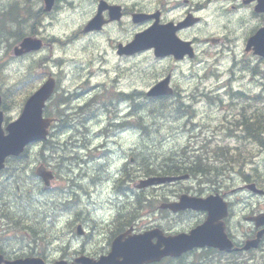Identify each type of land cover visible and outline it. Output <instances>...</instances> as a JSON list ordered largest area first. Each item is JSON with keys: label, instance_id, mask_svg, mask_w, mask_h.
I'll list each match as a JSON object with an SVG mask.
<instances>
[{"label": "rangeland", "instance_id": "1", "mask_svg": "<svg viewBox=\"0 0 264 264\" xmlns=\"http://www.w3.org/2000/svg\"><path fill=\"white\" fill-rule=\"evenodd\" d=\"M13 1L15 0H0V18L2 21H5L4 17L11 18V22L8 20L5 23H0V91L12 87L15 79L23 77L28 71L35 78H40L43 73L49 71L58 76L61 89L65 88L63 94L70 101L76 100L78 102L76 105H84L94 93L101 90L99 86L92 90L95 84L109 81L106 85L109 86L110 81L116 82L117 77L111 79L115 75L116 68L122 65L123 69L118 76V83L122 92L129 95L123 99L119 97L120 101L112 100L114 109L111 117L107 118L99 113L95 118L94 113H83L69 119L67 124L81 126V128L89 130V134L92 136L95 131L104 128L105 125L109 126L111 143L108 145L110 147H108L109 155L104 158L109 164L107 169L113 168L115 158L123 153L121 157H123V161L127 162L121 167L124 168L126 174L124 187L130 190V192L128 190L129 201L127 198L122 201L124 198L117 195L118 182L114 180L113 183V180H109L101 181L98 184L96 179L101 176V172L95 171L92 167L87 169L94 160L91 163H86L84 159L82 162L81 158L76 157V150L72 144L73 138H71V144L65 148L64 140L76 137L77 134H72L71 128L59 130V124H53L47 138V141L51 142L50 148L47 149L44 142L30 144L25 162L14 163L17 167L15 174L10 178H7L5 174L0 176L1 181L5 180L3 184H0V200L12 199L13 204L9 214L11 213L15 217L13 222L17 225L30 227L31 230L28 231L30 234H26V230L20 227H14L16 232L0 227L1 234L6 232L15 240L14 246L17 247L21 243L27 244L32 236L40 239L44 237L46 240L44 242L37 240L33 249L43 252L47 264H54L58 258L72 261L80 253L89 255L85 251L92 252L103 249L107 241L104 239V234L101 233L102 230L99 232L98 230L106 226L102 220L110 221L111 215L113 216L118 209V207L116 209L109 208L108 202L115 201L118 206L123 207L139 206L142 208V214L145 215L144 222L149 221L152 213L147 209L148 204L144 202L145 193L135 192L133 187L140 181V178H143L142 176L147 173L148 169L161 168L162 163L169 162L168 159L173 154L179 160L186 157L189 160H194L195 158L191 154L196 153L200 157L199 162L207 161L208 164H215L218 170L214 166L204 177L201 176L198 179L191 177L160 188L199 190L203 187L202 180L208 179L209 175H212L211 182L216 184L219 180L220 183H223L224 189L231 196L236 212L251 204L248 193L238 190L242 185L240 173L242 171L250 173L253 167L252 159L255 157L264 159V152L249 140H238L239 149L230 148V152H226L229 146L236 145V139L233 132L229 137L228 132H224V130H227L232 121L237 118L235 115L240 112L243 105H250L253 90L258 92V95H264V90L261 91L262 88L264 89V63L258 64L255 69L256 72L263 73L252 74L249 69L248 56L239 51L235 55L238 59L235 63L232 62V57L223 54L219 63L214 65H212L210 57L205 67L199 69L192 68V64H189V67H175L173 68L175 83L184 93L195 82L199 86L215 88L216 94L182 103L148 100L142 94L136 93L144 86L145 70V83L148 84L147 78L150 77V75L147 76L148 72H151L152 76L153 73H156L154 69H167L171 67L170 65L152 64L151 59L145 61L141 58L130 62L127 60L118 62L109 52L104 54L103 51H100L103 55L96 58L94 55L99 53L94 49L97 46L99 49L101 48V38H103L101 34L84 36V40L80 39L79 41H75L71 36L77 26L88 16L89 13L85 9L91 6L95 0H79L76 5L71 3L61 5L62 1L68 2L69 0H59L58 7L48 16H44L38 9L39 5H42V0H18L20 4ZM75 9L83 10L78 12ZM17 13H19V17ZM24 13L25 18H22ZM8 29L11 35H14L15 31L18 33V30H41L49 39L45 42L44 49L38 53L16 58L11 52L14 37L9 35L8 38H5ZM56 40H61L63 43L59 44ZM88 72H92V76L87 77ZM228 83L231 85L229 86ZM26 86L28 90H33L30 82H27ZM238 88L243 89L245 97L240 98L238 102H233L231 106H229L230 103L225 105V110H221L217 97L219 93L216 89L220 91L221 95L226 93L230 99V94L237 91ZM56 93L59 94L60 91L57 89ZM56 93L55 95H57ZM227 96H224L226 103ZM12 97V104L9 97L8 105L11 104V106H7L6 110V114L11 119L18 115L21 106L18 104V97ZM257 104L259 107H264L263 101L257 100ZM179 105L181 107L178 109ZM45 112L50 113L49 116L52 117L56 115V107L52 105V99ZM223 117L231 122L222 124ZM122 120H124V126L128 122L129 127L118 129L117 125L121 126ZM151 124H154L155 127L151 128ZM81 152L79 153L81 157L85 152L88 154V150L85 149H81ZM103 154H106V150H97L88 155L91 158H97L103 157ZM225 155L231 156L226 163L221 158L214 160L217 156ZM65 156L70 157V160L63 163L60 168L57 163L61 162V157L65 158ZM39 162H45L48 168L54 170L55 179L52 180L49 191H43L42 181L34 175V168ZM224 165L226 169L220 170ZM79 169L95 175L96 178H86L84 174L79 180H76L74 174H77ZM103 177L106 176L100 178ZM112 177L114 178L115 175ZM75 180L82 185L80 188L83 187L85 190L76 197L69 192H64L73 185ZM15 184L18 186L17 191L14 188ZM11 187L13 189L9 193ZM150 187V191L153 190V186ZM154 189L156 188L154 187ZM137 194L139 195L137 196ZM4 195L7 199H3ZM149 195H153V193H149ZM65 206H68L71 212ZM77 206L83 211H88L89 216H86L80 208H76ZM154 206H156V202ZM76 213H80L77 220L74 219ZM198 218V215L183 217L177 227H186L195 223ZM0 222L4 223L1 219ZM78 224L87 230L81 238H78L75 232ZM35 232L38 235H34ZM88 236L89 239L85 241Z\"/></svg>", "mask_w": 264, "mask_h": 264}, {"label": "flooded vegetation", "instance_id": "2", "mask_svg": "<svg viewBox=\"0 0 264 264\" xmlns=\"http://www.w3.org/2000/svg\"><path fill=\"white\" fill-rule=\"evenodd\" d=\"M99 0H95V7L92 9V15L97 14L99 10ZM109 4H116L119 6L120 17L115 19V11L109 15V10L102 8L101 14L106 18L99 31H93V35H102L103 40L109 46V50L118 59H129L130 55L119 54L118 44L128 43L136 32H144L151 26L157 29L159 32L165 33V38L157 39L160 46H155L158 50L163 49L161 44H165L171 39L173 42L180 46L181 54L179 58H176L172 54H163L162 56H154L156 51L154 47L146 45L142 51L135 52V55H142L145 61L151 59L150 62L160 63L164 65H170L168 69L175 67L181 68L182 66H190L192 68L205 67L208 59L211 57L212 65L219 63L221 55L225 54L232 57V62H237L235 57L236 53L241 51L244 55L248 56L249 69L253 71L257 68L258 64L264 62L259 60V57L254 54L253 50L246 48L247 41L259 28L264 24V0H105ZM94 4V2L92 3ZM40 11V10H39ZM41 12V11H40ZM102 39V38H101ZM95 48V47H94ZM99 54H95L96 58L101 57L103 54L101 48L97 46L95 49ZM189 51H192V57L189 56ZM104 54L106 53L103 51ZM102 54V55H101ZM254 58L255 60H253ZM254 61V62H253ZM253 65V66H252ZM175 72L172 73L174 83ZM234 80V79H233ZM252 78L250 79V81ZM119 81V79H118ZM171 86L174 89L175 84ZM119 86V83L117 82ZM120 87V86H119ZM264 90L263 88L261 91ZM177 92V89L173 90ZM191 93L185 95H179L175 97L177 93L172 95V100L178 101L186 99H192L194 90H189ZM237 91H243L242 88H238ZM141 94L140 91L136 92ZM245 94V93H244ZM122 95V96H121ZM121 99L123 96H128L121 92ZM258 92L252 91L251 94V107L250 116L251 124L250 131L251 143L255 147L259 148L264 152V107H259L257 104ZM63 97L65 95L63 94ZM235 101V100H234ZM233 104L231 100L229 106ZM241 111V110H240ZM63 120L60 122L58 129L64 130L71 128L72 134L77 133L79 137H69L64 140V145L67 148L71 144V138H73V146L75 147L76 153H80L81 149L88 150V154L91 151L95 152L98 149L106 150V154L103 157L91 158L87 152L82 155L86 163L93 164L87 169H94L95 171L101 172V176L106 175L105 182L114 180L118 182L119 189L118 196L122 197V201L128 199V190L124 187V168H121L125 163L123 161V153L118 155L117 160L120 164L114 171H111L107 166L108 162L104 159L107 157L109 144L111 143L109 136L111 131L108 125L101 128L93 133V136L89 134V130L81 128L78 125H68L66 122V116L63 115ZM120 128V127H119ZM118 128V129H119ZM239 129L247 130L244 125H239ZM80 130V131H79ZM71 134V135H72ZM82 134V135H81ZM85 140V141H84ZM106 140V141H105ZM83 141V142H82ZM93 143H97L94 145ZM101 143V144H100ZM103 146V147H102ZM80 147V148H78ZM101 147V148H100ZM101 150V151H102ZM99 154V152H98ZM70 157H61V162L57 165L61 168V165L68 162ZM113 161V158H112ZM252 171L250 173H240L242 179V188L248 193L251 198V204L244 207L239 212H236L233 206L231 196L224 189L223 183L218 182L216 184L203 183L200 193L195 189H170L160 188L168 184H160L153 186V190L149 188L141 190V193L148 195L145 201L148 204V210L152 213V217L149 221H145V215H141L137 212L136 207H123L113 202H108L109 208L118 209L115 214L110 218L105 227H101L104 239L107 241L106 246L103 249H98L92 252H86L93 255L95 258L106 254L111 248L113 240L122 236V239L132 236L136 233L152 230L154 228L159 229L165 236L176 234L178 232H187L193 225L204 221L207 218L206 211H192L184 210L180 212H171L166 208H162V205L168 201H174L178 198L180 193H197L200 195H209L211 193H219L228 204V214L221 218L223 222L224 232L227 236L225 239L219 241L217 247L205 246L203 248H196L190 252H187L180 257H165L158 263L153 264H176L178 261L189 263L194 259L197 260V264H264V159L255 157L252 159ZM86 169V170H87ZM155 170V169H154ZM17 171L16 164H11L10 167L4 171H0V176L5 174L7 178H10ZM157 173H161L162 170L158 169ZM123 173V174H122ZM85 174L86 178H96L95 175L79 169L77 174H74V178L81 177ZM116 174L118 176H116ZM79 175V176H78ZM117 177L114 179L112 176ZM77 176V177H76ZM147 177L146 175L142 176ZM141 179V178H140ZM120 182H119V181ZM177 183V182H175ZM252 183L254 189L248 191L245 185ZM1 184V177H0ZM172 184V183H170ZM103 185V184H102ZM79 182L74 181L73 185L66 189L64 192L71 193L74 197L85 192L84 188ZM113 186V185H112ZM154 187L156 189H154ZM15 190L17 191L18 186L15 184ZM13 187L10 188L12 192ZM96 190V189H95ZM130 192V190H129ZM13 194V193H12ZM164 197V199L162 198ZM1 198V194H0ZM3 199H7L4 195ZM121 201V202H122ZM129 201V199H128ZM156 202V206L154 203ZM13 200H0V219L4 223L0 222V227L4 230H13L15 217L9 212L12 209ZM124 205V204H123ZM65 208L69 210L68 206ZM76 208H80L77 206ZM80 210L89 216L88 211ZM198 215V220L186 227L178 228V223L187 217L188 215ZM75 220L79 218L80 213H76ZM18 218V217H17ZM192 226V227H191ZM34 235H38L37 232ZM83 232L81 236H84ZM157 234H152V240L155 241ZM27 244L21 243L19 246H14L15 240L8 235V233H0V264H11L17 259L28 257V256H42L45 257L43 252L40 250H34L33 246L37 240L44 242L46 239L37 238L34 242L33 237ZM89 236L86 237L87 241ZM256 241V242H255ZM196 256V258H195Z\"/></svg>", "mask_w": 264, "mask_h": 264}, {"label": "water", "instance_id": "3", "mask_svg": "<svg viewBox=\"0 0 264 264\" xmlns=\"http://www.w3.org/2000/svg\"><path fill=\"white\" fill-rule=\"evenodd\" d=\"M47 8L51 5L50 0H46ZM91 24L88 25L87 29L90 28ZM260 32V33H259ZM257 34L249 40L248 46L254 45L255 50H257L258 54L264 55V30H260ZM151 36L154 34L151 32ZM257 36V37H256ZM256 37V38H255ZM255 38V39H254ZM22 49L15 48V53L23 52V50H29L38 48L39 44L37 41L25 39L21 43ZM22 50V51H21ZM164 82L157 84L154 88H152L148 94H159L157 87L162 86ZM54 87V80L52 77L49 79L36 91L34 92L28 99L26 100L23 110L19 117L10 122L5 130L7 133L5 134L3 129H1V121H2V112L0 111V167L3 164V160L8 155H18L23 147L30 141L45 138L47 134V127L50 124L49 118H43L42 107L44 105V101L51 94ZM36 174L41 176L45 181V186H47L48 179L51 177L49 172H46L43 168L38 167L36 169ZM184 176L178 177H152L146 180L143 184H152L159 183L164 181H171L173 179L183 178ZM202 199L191 198L186 195H182L179 202H174L169 204L171 208L181 209L186 207L193 208H204L209 207V201H205ZM214 223L208 225L204 223L203 225L195 228L190 236L180 235L177 239L171 242L166 243V249L169 250L171 247H177L178 249H185L192 245H202L205 242L203 239L205 238V234L207 231H211L216 233L213 229ZM130 247H135L133 245L125 246V252L122 253L124 256V260L120 264H141L142 262H147L151 260L157 259L160 254L156 248H153L148 242H144L139 245L134 250H131ZM115 249V247H114ZM113 255L102 258L101 261L98 262H85L82 261V264H113L116 261H113ZM26 264H38L37 261L28 262Z\"/></svg>", "mask_w": 264, "mask_h": 264}, {"label": "trees", "instance_id": "4", "mask_svg": "<svg viewBox=\"0 0 264 264\" xmlns=\"http://www.w3.org/2000/svg\"><path fill=\"white\" fill-rule=\"evenodd\" d=\"M14 35H15V39L16 38L20 39L22 37V33L20 32V30H18V33L15 31ZM240 113H241L240 115L241 118L237 119L236 124L249 126L251 124L250 113H248L245 109H241ZM196 156L197 155H192V157L194 158H196ZM181 159L182 160H179V158L173 154L168 159L169 162L162 163L163 165L161 166L160 169L163 170L167 168L166 171L167 174L188 172L193 175V174H206L209 173L210 171L209 165L207 163H201V161L199 162V158H196L194 160H189L188 157ZM155 168L157 167H154L153 169Z\"/></svg>", "mask_w": 264, "mask_h": 264}, {"label": "bare ground", "instance_id": "5", "mask_svg": "<svg viewBox=\"0 0 264 264\" xmlns=\"http://www.w3.org/2000/svg\"><path fill=\"white\" fill-rule=\"evenodd\" d=\"M91 38H92V37H91ZM56 41L59 42V44H62V43H63L61 40H56ZM45 45H46V44H45ZM44 47H45V46H44ZM44 47H42L39 51L43 50ZM57 47H58V44H57ZM61 47H62V46H61ZM91 55H92V54H91ZM93 55H94V54H93ZM91 57H92V56H91ZM94 57H95V55H94ZM94 57H93V58H94ZM93 58H92V59H93ZM95 60H96V59H95ZM76 68H78V67H76ZM78 70H80V69H78ZM73 77H74V76H73ZM92 85H93V84H92ZM95 85H96V84H95ZM90 86H91V85H90ZM85 89H86V88H85ZM94 90H95V89H94ZM31 91H32V90H31ZM76 92H77V91H76ZM90 94H91V93H90ZM120 95H121V94H120ZM121 96H122V95H121ZM123 97H124V96H123ZM65 98H66V100H69L66 96H65ZM122 102H123V101H122ZM131 114H132V113H131ZM240 115H241V113L239 112L237 118H236L235 120L232 121V124H233V125H235V126L237 125V124H236V121H237V119L241 118ZM65 116H66V122H68L67 115L65 114ZM84 117H85V116H84ZM93 118H94V117H93ZM87 119H88V117H87ZM62 120H63V119H62ZM76 120H77V119H76ZM77 121H78V120H77ZM77 121H76V122H77ZM85 121H86V120H85ZM123 122H124V120L121 121V123H122V124H121V127H124ZM79 124H80V123H79ZM151 125H152L151 128L155 127L154 124H151ZM95 132H96V131H95ZM76 134H77V133H76ZM76 134H75V135H76ZM77 135H78V134H77ZM77 135H76V136H77ZM81 135H82V134H81ZM228 136L230 137V135H228ZM77 137H79V136H77ZM84 141H85V140H84ZM105 141H106V140H105ZM82 142H83V141H82ZM100 144H101V143H100ZM102 147H103V146H102ZM78 148H80V147H78ZM100 148H101V147H100ZM109 148H110V147H109ZM107 149H108V148H107ZM98 150L101 151L102 149H98ZM96 151H97V150H96ZM103 151H104V150H103ZM81 153H82V152H81ZM137 155H138V154H137ZM191 155H197V154H196V153H193V154H191ZM101 156H102V155H101ZM138 156H139V155H138ZM76 157H77V158H82V157H81V154L79 155L78 153H76ZM155 169L158 170V169H160V168L157 167V168H155ZM34 175H35V174H34ZM101 175H102V174H101ZM78 176H79V175H78ZM105 176H106V175H105ZM76 177H77V176H76ZM98 177H99V176H98ZM100 177H101V176H100ZM100 177L96 179V182H97L98 184H100L101 181H105V180H106V177H103V178H100ZM191 177H195V176L192 175V174H190V173H188V176L186 177V179H189V178H191ZM80 178H81V177H78V178H76V180H79ZM118 181H119V180H118ZM77 182H78V181H77ZM119 182H120V181H119ZM43 191H45V190L43 189Z\"/></svg>", "mask_w": 264, "mask_h": 264}]
</instances>
